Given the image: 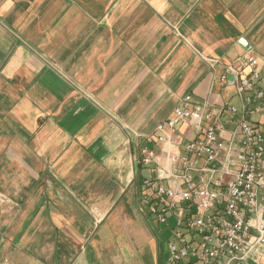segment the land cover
Segmentation results:
<instances>
[{
  "label": "crops",
  "instance_id": "1",
  "mask_svg": "<svg viewBox=\"0 0 264 264\" xmlns=\"http://www.w3.org/2000/svg\"><path fill=\"white\" fill-rule=\"evenodd\" d=\"M252 53L264 0H0V264H165L140 150L185 95L241 110L218 77Z\"/></svg>",
  "mask_w": 264,
  "mask_h": 264
},
{
  "label": "built area",
  "instance_id": "2",
  "mask_svg": "<svg viewBox=\"0 0 264 264\" xmlns=\"http://www.w3.org/2000/svg\"><path fill=\"white\" fill-rule=\"evenodd\" d=\"M218 78L223 91L242 98L241 110L225 105L216 115L210 102L185 95L148 139L162 145L160 155L140 150L142 165H156V176L141 182V210L163 229L174 219L165 264H264V125L251 120L264 119V76L252 53ZM180 126L192 128L196 139L177 153L171 136ZM229 126L235 130L226 144Z\"/></svg>",
  "mask_w": 264,
  "mask_h": 264
},
{
  "label": "water",
  "instance_id": "3",
  "mask_svg": "<svg viewBox=\"0 0 264 264\" xmlns=\"http://www.w3.org/2000/svg\"><path fill=\"white\" fill-rule=\"evenodd\" d=\"M228 78H229V82H230V83H232V82H233V80H234V78H233V75H229V77H228Z\"/></svg>",
  "mask_w": 264,
  "mask_h": 264
}]
</instances>
